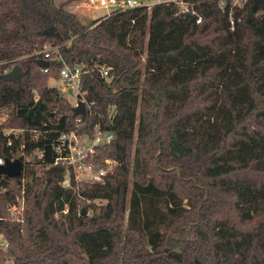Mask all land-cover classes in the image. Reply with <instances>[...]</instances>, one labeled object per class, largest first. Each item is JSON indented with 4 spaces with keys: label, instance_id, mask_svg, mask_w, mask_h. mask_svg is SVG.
I'll return each instance as SVG.
<instances>
[{
    "label": "trees",
    "instance_id": "trees-1",
    "mask_svg": "<svg viewBox=\"0 0 264 264\" xmlns=\"http://www.w3.org/2000/svg\"><path fill=\"white\" fill-rule=\"evenodd\" d=\"M196 1L199 24L172 3L86 24L71 0H0V157L26 165L0 174V264H264V0ZM65 64L87 115L48 84ZM97 128L87 161L114 171L66 187L62 133Z\"/></svg>",
    "mask_w": 264,
    "mask_h": 264
},
{
    "label": "built area",
    "instance_id": "built-area-1",
    "mask_svg": "<svg viewBox=\"0 0 264 264\" xmlns=\"http://www.w3.org/2000/svg\"><path fill=\"white\" fill-rule=\"evenodd\" d=\"M247 0H232L231 8L233 6H243ZM89 3L94 8H107L108 12L104 17H108L113 13L137 6H146L151 9L154 5L160 3H172L179 8V12L193 16L196 22L199 24L203 21V15L198 10V1L196 0H89ZM221 9L225 10L224 0L219 1ZM103 17V18H104ZM233 23V20H232ZM52 51H58V46L50 44L45 45V48L40 53L44 54L43 59H48ZM84 65L79 64L71 67L67 64L61 70L60 80L66 87H76L80 92L81 75ZM44 71H48V67L43 68ZM104 76L108 75V69H102ZM84 136H80L76 130L64 132L61 135V144L59 151L66 150V154L60 152V156L57 158V162L64 163L67 166V172L64 179V185L66 187L72 186V175L74 180L79 183L83 180L99 181L102 180L108 173L114 171V167L117 164L116 161L107 160V164L102 167H96L94 164L87 161L88 157L95 152V147L101 143L109 142L113 135L111 133L102 132L97 128L96 135L92 139L90 145L86 144ZM4 162V159L0 157V164ZM17 206L12 207V211L16 212ZM66 212V210H64ZM1 244H4L1 242Z\"/></svg>",
    "mask_w": 264,
    "mask_h": 264
},
{
    "label": "rangeland",
    "instance_id": "rangeland-1",
    "mask_svg": "<svg viewBox=\"0 0 264 264\" xmlns=\"http://www.w3.org/2000/svg\"><path fill=\"white\" fill-rule=\"evenodd\" d=\"M65 2L68 0H57L58 3ZM68 9L78 13L79 17L84 21V23L88 24L90 21L97 19L101 16H103L109 9L107 8H94L90 5L89 0H71V3L67 5ZM48 84L50 86H55L59 89H61V92L65 97L69 99V101L76 105L79 99V89L76 87H66L60 79H56L54 77H50ZM8 132L10 130H7ZM84 139L86 140V144L90 145L92 143V139L89 137L84 136ZM24 163V162H23ZM26 165L24 164V171H25ZM90 203V202H88ZM87 203V205H88ZM95 203H104V201L99 202V200H96ZM83 208L87 211V214H92V207L88 205L89 210L86 208L85 205H83ZM2 235L0 234V243L2 241ZM10 261L13 260V257L10 256Z\"/></svg>",
    "mask_w": 264,
    "mask_h": 264
},
{
    "label": "water",
    "instance_id": "water-1",
    "mask_svg": "<svg viewBox=\"0 0 264 264\" xmlns=\"http://www.w3.org/2000/svg\"><path fill=\"white\" fill-rule=\"evenodd\" d=\"M49 60L40 58L38 64L42 67L49 66ZM22 67L19 64L14 65L8 72L2 75V78L7 81H17L21 76ZM73 112L75 115H87V102L83 99H79L77 105L73 106ZM24 172L23 154L18 151L14 158H5L4 162L0 164V174L7 175L9 177L22 175ZM87 211L83 208L82 215H86Z\"/></svg>",
    "mask_w": 264,
    "mask_h": 264
},
{
    "label": "crops",
    "instance_id": "crops-1",
    "mask_svg": "<svg viewBox=\"0 0 264 264\" xmlns=\"http://www.w3.org/2000/svg\"><path fill=\"white\" fill-rule=\"evenodd\" d=\"M107 12H108V11H107ZM107 12H106V13H107ZM106 13H105V14H106ZM105 14H104V15H105ZM104 15H103V16H101V17H104ZM101 17H99V18H101Z\"/></svg>",
    "mask_w": 264,
    "mask_h": 264
},
{
    "label": "bare ground",
    "instance_id": "bare-ground-1",
    "mask_svg": "<svg viewBox=\"0 0 264 264\" xmlns=\"http://www.w3.org/2000/svg\"><path fill=\"white\" fill-rule=\"evenodd\" d=\"M77 105V104H76Z\"/></svg>",
    "mask_w": 264,
    "mask_h": 264
}]
</instances>
